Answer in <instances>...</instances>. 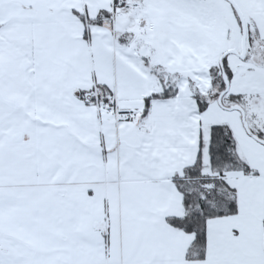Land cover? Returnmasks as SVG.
Masks as SVG:
<instances>
[{
  "label": "snow or ice",
  "instance_id": "1",
  "mask_svg": "<svg viewBox=\"0 0 264 264\" xmlns=\"http://www.w3.org/2000/svg\"><path fill=\"white\" fill-rule=\"evenodd\" d=\"M0 264H264V0H0Z\"/></svg>",
  "mask_w": 264,
  "mask_h": 264
}]
</instances>
